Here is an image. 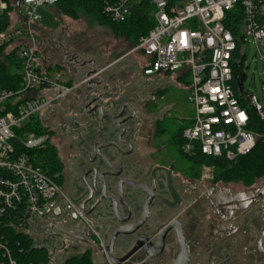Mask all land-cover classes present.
Returning a JSON list of instances; mask_svg holds the SVG:
<instances>
[{
	"label": "flooded vegetation",
	"instance_id": "af4514ba",
	"mask_svg": "<svg viewBox=\"0 0 264 264\" xmlns=\"http://www.w3.org/2000/svg\"><path fill=\"white\" fill-rule=\"evenodd\" d=\"M125 62L126 82L118 70L113 87L104 89L107 68H93L86 83L45 112L62 165V190L89 225L67 200L57 199L31 234L36 244L49 252L52 264L92 251L109 263L104 249L113 235L135 228L120 234L114 247L122 258L145 240L130 258L132 264H175L181 237L188 264H264V175L247 186L223 178L215 166L187 159L178 147L153 145L173 125L167 121L175 111L167 104V87L187 91L166 77L138 83L139 66ZM85 85L84 99L67 106ZM108 197L117 198V213ZM163 234V250L157 255Z\"/></svg>",
	"mask_w": 264,
	"mask_h": 264
},
{
	"label": "built area",
	"instance_id": "2783aa9c",
	"mask_svg": "<svg viewBox=\"0 0 264 264\" xmlns=\"http://www.w3.org/2000/svg\"><path fill=\"white\" fill-rule=\"evenodd\" d=\"M62 1L66 0H22L28 30L20 28L14 34H0V45L23 40V89L17 93L21 97L13 100L17 94L0 89V264H17L2 233L5 228H17L12 211L17 210L23 220L19 231L28 235L42 225L48 207L57 199L67 200L73 211L85 219L80 209L66 199L56 181L58 175L48 176L33 164L30 156L18 153L14 145L17 130L28 125L33 117H38L47 129L44 113L90 79L66 86L37 64L38 51L29 33L40 20V9ZM139 1L106 3L103 14L114 22H124L132 5ZM152 5L156 25L146 37L140 38L131 54L145 57L142 66L145 79L166 77L186 89L195 115L183 131V151L229 162L246 156L255 148L258 136L249 130L250 116L233 87L234 56L241 41L244 56L249 43L264 53V0H183L171 6L166 0H152ZM228 12L237 14V19L241 15L239 36L226 26ZM26 94L31 98L26 99ZM20 144L26 150H34L52 145L53 139L49 130L44 134L29 132L20 139ZM95 236L99 238L97 233Z\"/></svg>",
	"mask_w": 264,
	"mask_h": 264
},
{
	"label": "trees",
	"instance_id": "16d2710c",
	"mask_svg": "<svg viewBox=\"0 0 264 264\" xmlns=\"http://www.w3.org/2000/svg\"><path fill=\"white\" fill-rule=\"evenodd\" d=\"M2 1L6 5V8L0 13V34L7 33L10 30V16L14 12L17 0ZM113 1L116 0H66L56 4L54 8L61 14L70 18H76L79 11H84L89 16L93 17L100 25L111 29L115 36L123 37L137 46L140 38L146 37L156 25L154 19L155 7L152 5V0H140L134 3L126 21L121 23L114 22L103 14L105 4ZM166 1L171 6L183 0ZM236 15L234 12H228L226 14V26L239 36L241 15L239 14L238 19L235 18ZM10 44L11 42L0 45V89L17 94L23 89V59L21 58V47L14 49L9 54H5V50ZM241 49L242 41L234 56L233 87L241 105L247 110L250 116L249 130L253 131L258 136L255 148L246 156L240 157L235 162H229L222 158H211L202 153H197L195 155L186 154V156L187 159L196 161L203 166L217 167L223 178L243 182L247 186H250L264 175V126L259 116L250 108V105L239 96L237 90L236 80L239 76L238 62L242 58L243 66L246 58L242 54ZM19 97L21 96L17 94L13 97V100ZM25 98H31V95L26 94ZM185 128L186 127L179 128L172 138L173 146L180 148L182 151L185 145V140L183 138V131ZM29 132L44 134L48 133V130L42 127L38 117H33L28 125L17 130V138L14 141V145L18 153H25L30 156L33 164L41 167L48 176L55 178V176L58 175L56 181L59 185H62V165L55 147L49 144L43 148L26 150L22 144H20V139L24 137V134ZM11 213L17 224V228H2L4 229L2 233H4L6 240L9 242L13 258L16 260L17 264H50L51 256L49 252L37 246L31 235L19 231L20 229L18 228H21L23 225V220L19 212L16 210ZM66 264H92V258L91 255L87 253L83 257L69 259Z\"/></svg>",
	"mask_w": 264,
	"mask_h": 264
},
{
	"label": "rangeland",
	"instance_id": "374dc122",
	"mask_svg": "<svg viewBox=\"0 0 264 264\" xmlns=\"http://www.w3.org/2000/svg\"><path fill=\"white\" fill-rule=\"evenodd\" d=\"M38 14L40 20L32 26V31L29 33L34 39V47L38 51L39 61H42V63L38 62V64L43 68L56 66L67 71L68 74L62 71L54 75V78H58L62 83L67 82L70 77L75 81L72 84L83 82L92 74L93 68L100 72L112 63L120 61L122 57L131 54L132 50L136 48L134 43L127 41L123 37L115 36L111 29L100 25L84 11H79L76 18L67 17L55 8H42ZM10 23V30L6 34H14L20 30V20L14 12L10 16ZM23 36L29 37L28 34ZM22 44L23 40H13L5 50V54H9L14 49L21 47ZM244 52L246 58L243 67L247 74L245 88L255 95L259 103L264 107L263 50L261 49L260 51L253 43H249ZM130 56L136 59L137 64L135 65L139 66V77L141 80H145L142 66H144L146 60L140 53H133ZM125 60L120 61L122 63L120 64L121 66H124ZM123 74L126 82L128 73L125 72ZM85 88L86 85L75 96V100L78 97L84 99ZM165 93L167 104H173L175 111L172 114L174 118L167 120L168 123L173 125L170 124V129L163 134L161 139H156L153 142V145L163 148L173 147L172 138L176 131L179 128L186 127L187 120H191L195 115L194 106L188 101L186 92L169 85ZM75 100L73 98L71 104H75ZM178 117L179 119L176 120ZM95 253L94 251L90 253L92 264H109L103 255ZM84 255V253H79L75 256H66V259L83 257ZM68 260L65 261L67 262ZM66 262H57L56 264H66Z\"/></svg>",
	"mask_w": 264,
	"mask_h": 264
},
{
	"label": "water",
	"instance_id": "95a60500",
	"mask_svg": "<svg viewBox=\"0 0 264 264\" xmlns=\"http://www.w3.org/2000/svg\"><path fill=\"white\" fill-rule=\"evenodd\" d=\"M14 14L19 18L20 24H21L20 25L21 28L23 30L27 31L29 27H28V23H27V18L25 17V15L22 12V0H17V2L15 3ZM242 62H243V59L241 58L239 60V62H238L239 76H238V78L236 80V85H237V90H238L239 96L242 99H244L250 105V108L259 116L260 121H261L262 125L264 126V107L259 103V100H258V98L255 95L250 94L244 88L243 81L245 80L247 74H246V72H245V70H244V68L242 66ZM43 123L46 126L45 118H43ZM108 198L114 203L115 211L117 213V203H118L117 198L116 197H108ZM150 202H151V199L147 202V205H146V208H145V214H144L145 217L143 219V222L146 220V216H147V213H148V207H149ZM82 210L85 212L84 206H82ZM85 213L88 214L87 212H85ZM137 227L138 226H136V228ZM170 228L168 230H170ZM128 229L127 228H122L119 231H117L113 235L112 240H111L110 244L108 245V247H106L104 249L105 252L107 253V256H108L109 261L112 264H132L130 262V258L139 249H141L144 246V243L146 242L145 240L139 241L136 244V246L127 255H125L122 258L117 257L115 255V252H114V247H115L116 239H117V237L120 234L129 235V234H131L135 230V228H130L129 230ZM167 231H165V233ZM164 234H163V236L161 237V240L158 243L159 245L157 244L158 245L157 255H159L160 252L163 250V237H164ZM180 240H181V245H182V252L179 255V257L177 258L175 264H188L189 254H188L187 248L183 244L182 237L180 238ZM99 250L103 251V249L101 247H99ZM146 252H147V255H149L148 256L149 257L148 259H150L149 247H147V251ZM151 262L152 261H150V260L148 261L147 260V262H145L143 264H151Z\"/></svg>",
	"mask_w": 264,
	"mask_h": 264
},
{
	"label": "crops",
	"instance_id": "0c3cea01",
	"mask_svg": "<svg viewBox=\"0 0 264 264\" xmlns=\"http://www.w3.org/2000/svg\"><path fill=\"white\" fill-rule=\"evenodd\" d=\"M5 4L3 3V1L2 0H0V13H1V11L3 10V9H5ZM49 8H54V6L53 7H49ZM57 10V9H56ZM131 54H129V55H126V56H124V57H122L121 58V60H125V59H129L130 61H131V64H137L136 63V59L134 58V57H132V56H130ZM144 59H145V57H144ZM120 60V61H121ZM146 60V59H145ZM120 61H118L119 63H117V65L115 64V66L113 67H110V65L109 66H107L106 68V74H105V84H104V89H107L108 88V90L110 91V88L111 87H113V83H112V80H113V77L116 75V72L119 70H124L125 71V64H124V66H121L120 64H122ZM38 62H41L42 63V61H39V58H38V60H37V64H38ZM111 65H113V64H111ZM38 66H39V64H38ZM40 67V66H39ZM41 69H43V70H45V71H47L48 72V74H49V76L50 77H52V78H54V75L55 74H59L60 72H62V71H65L64 69H62L61 67H47V68H43V67H40ZM123 71V72H124ZM66 73H67V71H65ZM125 73V72H124ZM68 74V73H67ZM75 77V76H74ZM73 77V78H74ZM75 79V78H74ZM159 79H161V78H159ZM76 80V79H75ZM138 83L139 82H142V80H141V78L139 77V73H138V78L137 79H135ZM155 80V79H154ZM60 81V80H59ZM151 81H153V80H151ZM61 82V81H60ZM75 81H73L72 80V78L70 77L69 78V80L67 81V82H61L63 85H66V86H74V85H78L79 83H81V82H79L78 84L77 83H75V84H72V83H74ZM113 82H114V80H113ZM106 85H108V87H106ZM187 96H188V94H187ZM73 98H74V100L76 99L75 98V96L74 97H72L71 99H69L68 100V102H67V106H69V105H77L78 104V100H75V104H71L72 103V101H73ZM77 103V104H76ZM55 108V106L53 107V108H51L50 110H52V109H54ZM49 110V111H50ZM43 118H46V115H45V113H44V115H43ZM192 120V119H191ZM191 120H187V126H189L190 124H191ZM186 126V127H187Z\"/></svg>",
	"mask_w": 264,
	"mask_h": 264
}]
</instances>
